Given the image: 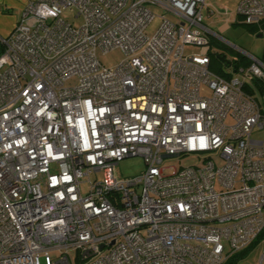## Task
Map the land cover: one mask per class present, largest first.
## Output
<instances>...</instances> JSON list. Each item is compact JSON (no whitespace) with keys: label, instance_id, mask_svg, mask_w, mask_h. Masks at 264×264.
<instances>
[{"label":"built area","instance_id":"1","mask_svg":"<svg viewBox=\"0 0 264 264\" xmlns=\"http://www.w3.org/2000/svg\"><path fill=\"white\" fill-rule=\"evenodd\" d=\"M205 3L27 0L0 38V264H223L261 234L264 113L243 88L264 65L211 70ZM152 8L171 18L147 37ZM237 14L261 25L264 0ZM134 157L144 170L115 178Z\"/></svg>","mask_w":264,"mask_h":264},{"label":"rangeland","instance_id":"2","mask_svg":"<svg viewBox=\"0 0 264 264\" xmlns=\"http://www.w3.org/2000/svg\"><path fill=\"white\" fill-rule=\"evenodd\" d=\"M239 0H206L205 8L202 10V26L213 33L215 36L207 34L210 45V53L214 56L211 63V70L214 71L217 67L223 69V73H227V66L222 63L217 57H223L226 62L237 65L239 70H246L251 58L261 60L264 57V29L257 26H247L243 24V19L237 14V6ZM155 14L154 19L148 24L145 29V35L152 37L157 31L161 17L171 18L170 14L152 8ZM62 18L70 23L73 27H78L82 24L80 17L75 18V11L65 10L62 13ZM212 42V43H210ZM186 53H197L195 48H185ZM99 62L107 68H115L123 62L127 56L119 50H112L105 54L97 53ZM220 68V71H221ZM234 67L232 68V71ZM232 73V77H240V71ZM229 73V72H228ZM70 84L73 83L69 82ZM250 83V82H249ZM254 97L264 113V91H259L255 88ZM202 95H208L209 91L203 88ZM254 138L257 135H253ZM216 161V158H214ZM167 164L174 166H191L199 164V160L191 155L181 158V160L167 159ZM220 162L217 160L216 165ZM144 170V163L141 158H126L120 161L113 168V175L117 179H123L138 175ZM94 178V176H92ZM99 178V175H97ZM86 184L81 185L82 192L86 191ZM264 248V238L258 242L255 247L243 257L238 264H258L259 257ZM74 261L75 252L70 253Z\"/></svg>","mask_w":264,"mask_h":264},{"label":"crops","instance_id":"3","mask_svg":"<svg viewBox=\"0 0 264 264\" xmlns=\"http://www.w3.org/2000/svg\"><path fill=\"white\" fill-rule=\"evenodd\" d=\"M26 2L27 0H0V38H6L11 34L22 15ZM257 27L264 29V23Z\"/></svg>","mask_w":264,"mask_h":264},{"label":"trees","instance_id":"4","mask_svg":"<svg viewBox=\"0 0 264 264\" xmlns=\"http://www.w3.org/2000/svg\"><path fill=\"white\" fill-rule=\"evenodd\" d=\"M212 43V42H210ZM213 59H214V56L212 54H210V61L211 63L213 62ZM263 65H264V57L263 59L259 60ZM211 67V66H210ZM237 65L235 66V69H237ZM212 68V67H211ZM220 68L221 67H217L216 70H214L215 73L221 75L222 77H224L225 79H230L232 76H231V73H227V74H224L223 72V69L221 68V71H220ZM263 84L257 80H253V81H250V83H246L244 85V91L246 93H248L249 95H254L255 93V88H257L259 91H264L263 89ZM264 238V230L261 232V234L257 237V239L247 248H245L244 250L230 256L223 264H238V262L243 258V257H246L248 255V253L255 247V245L260 242L262 239Z\"/></svg>","mask_w":264,"mask_h":264},{"label":"water","instance_id":"5","mask_svg":"<svg viewBox=\"0 0 264 264\" xmlns=\"http://www.w3.org/2000/svg\"><path fill=\"white\" fill-rule=\"evenodd\" d=\"M219 60H220L221 62H223L224 64H226L227 66L230 65V63L226 62L225 59H224L223 57H219Z\"/></svg>","mask_w":264,"mask_h":264},{"label":"bare ground","instance_id":"6","mask_svg":"<svg viewBox=\"0 0 264 264\" xmlns=\"http://www.w3.org/2000/svg\"><path fill=\"white\" fill-rule=\"evenodd\" d=\"M219 59V57H217ZM223 63V62H222ZM226 65V64H225ZM227 66V65H226Z\"/></svg>","mask_w":264,"mask_h":264}]
</instances>
